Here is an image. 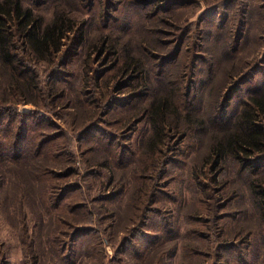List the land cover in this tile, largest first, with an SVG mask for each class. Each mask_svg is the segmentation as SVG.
I'll return each mask as SVG.
<instances>
[{"label":"rangeland","instance_id":"1","mask_svg":"<svg viewBox=\"0 0 264 264\" xmlns=\"http://www.w3.org/2000/svg\"><path fill=\"white\" fill-rule=\"evenodd\" d=\"M46 1L37 11L49 19L59 0ZM72 1L70 17L85 23L82 44L68 49L62 68L60 58L47 71L24 65V77L40 74L37 87L16 101L17 115H0V142L8 135L14 144L20 132L17 150L36 137L48 152L34 162L12 156L32 165L0 166V264H264V154L248 157L246 169L210 153L220 134L210 107L232 128L244 103L264 94V0H174L159 14L156 4L174 2L96 0L110 14L103 33L90 0ZM105 35L103 47L97 37ZM126 54L144 65L149 95L118 71ZM7 84L0 78V98L12 106ZM170 87L205 127L188 129L179 115L151 152L141 118ZM162 225L164 250L150 255Z\"/></svg>","mask_w":264,"mask_h":264},{"label":"trees","instance_id":"2","mask_svg":"<svg viewBox=\"0 0 264 264\" xmlns=\"http://www.w3.org/2000/svg\"><path fill=\"white\" fill-rule=\"evenodd\" d=\"M86 1L87 0H77L76 3L79 2L82 4L83 2L86 3ZM155 1L156 0H130V3H136L140 6L146 7ZM171 1L174 3L169 4L168 7L163 6L161 3L156 4L157 6H155V10L157 13L159 14L161 8H170V5L176 6L179 4V1ZM37 2H41L40 8L36 6L38 4ZM90 2L93 14L98 13L102 19L105 18L104 20H101L98 17L95 18V22H97L96 25L99 26L96 27L99 29L100 33H103L104 31H107L105 24L110 14L106 9L100 12L101 9L98 7L99 4L96 3V0H90ZM167 2L170 3V0H167ZM47 6L46 0H36V2H33V0L32 2H29L28 0H0V78H4L5 81L8 82L7 86H9L8 88L10 89L8 102L12 105L3 106L0 98V115L4 116L7 112H13L16 114V106H14L16 105V101L23 95L27 96L29 94V89L37 87L39 79H36V77H39L40 74L31 72L32 74L30 77H24L25 73L30 72L29 70L25 71L27 67L28 69H31L33 65L36 67L41 66L44 71H47V68L54 66L60 58L58 64L62 62V68L67 64L66 54H69L67 52L68 49L84 38L85 23L83 22L81 26V24H77V21L70 17L73 16L72 10L76 8L72 0H64V4H62V0H59L55 5L54 13L49 19L44 18L37 11V8L42 10L43 8L47 9ZM169 10H171V8ZM142 14L146 16L144 11ZM97 38L103 41V47L108 43L106 40L107 35ZM81 44L82 41L79 42V45ZM64 48H66L65 55L62 54ZM108 51L114 52V49L110 46L108 47ZM14 52H17L18 54L16 55ZM175 55L179 56V50L174 51V56ZM24 65L29 66L26 67ZM118 65L119 63L117 64V67ZM52 70L53 69L50 70V73ZM118 71L121 72L123 77L130 76L133 79L139 78V81L141 82L140 84L143 88L142 97L149 95V90L151 89L147 86L148 84L146 85L143 83L145 80H142V76L144 75V65L141 63L140 59L126 54V57L121 59ZM239 83L242 84L244 82L238 81V84ZM51 89L52 87L48 90L46 88V93ZM166 92H168L167 96H160L148 103L145 108V114L141 118L142 120L145 118L147 119L148 125L151 129L148 141V149L151 152H157L158 148L163 146L165 142L164 135L168 132V129H170L168 125L170 123L179 125V120H182L183 116L186 128L192 130L195 126L205 127V125L197 121L200 120V118L194 117L195 115L189 114L190 111L184 109L185 107L180 103V94L176 93L175 88H167ZM169 96H172L175 101L174 107L172 106ZM30 103L36 104V99ZM138 104V102L134 103L135 106ZM215 106L214 103L213 106L210 107L211 121L215 120L212 122L213 127L210 126V128L212 131L220 134L213 137L210 145V153L220 161L225 159L226 156H231L237 162H241L242 166L246 167V169L252 167L247 163V158L253 155L264 154V126L258 124V121H264V94H256L255 96L250 97L249 102L244 103V107L239 114L236 115V120L234 119L231 123L234 128H228L226 123H221V121L217 119L218 116L216 112L218 109ZM179 115L182 118L179 117ZM10 128L11 125L4 129L6 133L10 131ZM23 128L25 129V127ZM22 138H24V133L21 135L20 132H18L15 137V142L12 144V139H10L8 135H5V141L0 142V156H2L0 166L7 165L9 161H13L14 164H20L21 162L24 164V161H28H16L12 157L13 155H16L17 158L18 154L21 158L30 156L31 158H35L33 162L36 161L38 157L40 158L41 155L48 156V152L44 150V144L46 142L38 144L36 143V137L32 138L27 148L17 150V146L22 141ZM32 144H35V148L28 150ZM14 145L16 146L15 148ZM15 150L17 152H15ZM28 164L32 165L30 162ZM262 194L263 192L260 191L256 193V195H259L261 201ZM61 200L62 199L57 200V202H61ZM51 204L54 206L55 202H52ZM177 226L178 225H176V227L172 225L171 227V230L175 235L176 231H174V229L177 228ZM169 233V229L165 230L162 225L160 228L161 236L156 234L158 238H156L153 243L157 244L152 248L146 246L145 251H150V255L158 252L157 255L159 256L164 249L160 251V243L158 242H161V238H163L162 240H167ZM142 255L143 253L140 257ZM58 261H60L59 258Z\"/></svg>","mask_w":264,"mask_h":264}]
</instances>
